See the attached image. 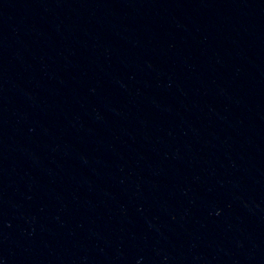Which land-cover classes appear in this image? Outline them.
I'll list each match as a JSON object with an SVG mask.
<instances>
[{"label":"water","instance_id":"obj_1","mask_svg":"<svg viewBox=\"0 0 264 264\" xmlns=\"http://www.w3.org/2000/svg\"><path fill=\"white\" fill-rule=\"evenodd\" d=\"M0 264H264V0H0Z\"/></svg>","mask_w":264,"mask_h":264}]
</instances>
